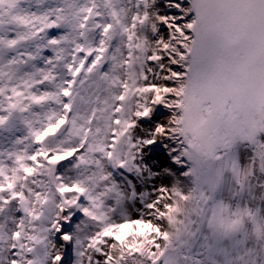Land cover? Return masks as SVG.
I'll list each match as a JSON object with an SVG mask.
<instances>
[{
    "label": "snow or ice",
    "instance_id": "obj_1",
    "mask_svg": "<svg viewBox=\"0 0 264 264\" xmlns=\"http://www.w3.org/2000/svg\"><path fill=\"white\" fill-rule=\"evenodd\" d=\"M17 117L0 264H264V0H0Z\"/></svg>",
    "mask_w": 264,
    "mask_h": 264
},
{
    "label": "rangeland",
    "instance_id": "obj_2",
    "mask_svg": "<svg viewBox=\"0 0 264 264\" xmlns=\"http://www.w3.org/2000/svg\"><path fill=\"white\" fill-rule=\"evenodd\" d=\"M13 127L11 134L8 132H5L4 134L0 135V150H7L11 151L13 150L12 140L15 137H19L23 134V126L19 124L18 117L14 118L13 120ZM27 142L25 144L17 145L15 146V150L21 151L25 148ZM8 215H13V213L10 211ZM9 228L12 227L11 222H9L8 225Z\"/></svg>",
    "mask_w": 264,
    "mask_h": 264
}]
</instances>
